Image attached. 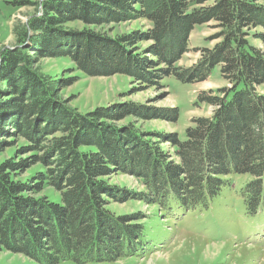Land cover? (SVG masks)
Masks as SVG:
<instances>
[{"label":"trees","instance_id":"obj_1","mask_svg":"<svg viewBox=\"0 0 264 264\" xmlns=\"http://www.w3.org/2000/svg\"><path fill=\"white\" fill-rule=\"evenodd\" d=\"M209 3V4H207ZM43 14L17 33V45L0 52V153L10 130L30 142V158L0 164V249L38 264L114 262L142 248L144 227L113 216L107 200L135 196L103 179L124 173L141 180L148 205L186 213L207 208L229 176L248 175L241 190L245 212L264 211V7L246 0H45ZM145 23L143 31L111 36L112 24ZM78 22L82 28H66ZM214 23L212 48L199 49L190 67H179L197 25ZM23 28V26H22ZM261 32H256V29ZM149 44L142 50L138 45ZM69 58L92 77L125 75L158 91L165 78L205 81L215 67L229 87L199 95L213 107L192 120L186 140L158 134L156 142L136 127L118 125L131 115L176 122L178 109L152 113L117 104L79 113L59 98L70 81L44 76L41 59ZM172 148L167 154L161 148ZM174 157V160L171 159ZM41 171L24 182L13 174ZM48 186L60 202L37 197ZM104 197L107 200H104Z\"/></svg>","mask_w":264,"mask_h":264},{"label":"rangeland","instance_id":"obj_2","mask_svg":"<svg viewBox=\"0 0 264 264\" xmlns=\"http://www.w3.org/2000/svg\"><path fill=\"white\" fill-rule=\"evenodd\" d=\"M45 0H0V52L17 45V33L24 31V25L33 16L43 14L42 2ZM264 7V0H246ZM209 4V3H207ZM23 26V28H22ZM145 23L112 24L108 29L111 36L130 34L133 31H143ZM66 28L79 30L78 22L68 24ZM261 32V29H256ZM217 33L214 23L197 25L189 36L190 51L182 56L177 66L190 67L199 58V49L212 48L215 41L211 40ZM251 43L264 54V43L249 37ZM149 43L138 45L140 50ZM40 72L51 80L67 81L59 93L63 103L79 113H90L95 109L112 107V105H137L146 112L160 109H178L176 122L164 120H141L131 115L118 125H131L150 140L156 142L158 134L176 133L181 141L186 140L185 130L196 118L208 117L213 107L200 103L199 95L214 94L223 87H229L221 78L220 68L211 70L209 77L200 83L184 84L174 77L165 78L166 89L158 91L153 86L141 84L139 81L125 75L92 77L79 70L69 58L41 59L38 63ZM258 92L264 94V85ZM10 130L2 139L6 143L0 153V164L7 160L19 162L30 158V146L26 139L15 135ZM161 148L167 154H172V148L163 143ZM174 160V157L171 156ZM41 171V166L35 165L25 171L13 174L14 181L24 182ZM229 186L221 190L207 208H196L183 213L170 204L171 209H161L155 205L146 204L139 194H146V188L137 177L121 172L104 178L109 187L118 188L135 196L128 201L114 202L106 199L108 210L113 216H126L130 219L140 217L137 222L144 227L142 248L135 254H128L114 262L89 264H264V211L256 215L245 212L241 190L250 180L248 175L229 176L226 178ZM37 197H46L48 201L59 203L58 192L45 186ZM133 220V219H131ZM0 264H38L30 258L0 249ZM59 264H75L71 261Z\"/></svg>","mask_w":264,"mask_h":264}]
</instances>
